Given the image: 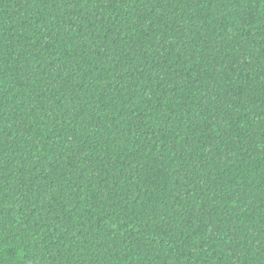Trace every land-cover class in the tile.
I'll return each instance as SVG.
<instances>
[{
  "label": "trees",
  "instance_id": "16d2710c",
  "mask_svg": "<svg viewBox=\"0 0 264 264\" xmlns=\"http://www.w3.org/2000/svg\"><path fill=\"white\" fill-rule=\"evenodd\" d=\"M0 264H264V0H0Z\"/></svg>",
  "mask_w": 264,
  "mask_h": 264
}]
</instances>
